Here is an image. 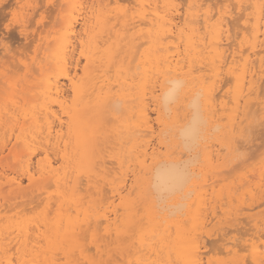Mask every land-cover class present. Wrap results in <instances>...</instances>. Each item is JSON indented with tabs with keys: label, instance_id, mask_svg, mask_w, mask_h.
<instances>
[{
	"label": "bare ground",
	"instance_id": "bare-ground-1",
	"mask_svg": "<svg viewBox=\"0 0 264 264\" xmlns=\"http://www.w3.org/2000/svg\"><path fill=\"white\" fill-rule=\"evenodd\" d=\"M37 1L21 5L23 21L30 9L38 12ZM66 1L60 28L38 39L41 44L52 37L53 48L46 47L50 53L44 51L45 60H38L44 44H37L41 49L36 48L40 51L30 61L22 60L20 88L17 79L8 77V67L0 65L1 79L11 84L9 102L0 104V155L19 144L25 149L21 174L18 169H0V195L6 189L28 191L26 179V187L35 189L44 182L46 188L41 193L45 196L34 194L40 200L36 203L43 204L35 217L27 216L24 208L16 210L20 205L10 209L14 214H3L0 204V264H112L111 251L120 248L128 251L127 264H212L203 250L209 243V223L234 211L237 217L245 208L225 210L222 194H227L228 206L248 201V194L253 198L254 190L264 187V161L255 168L257 181L249 180L247 172L239 175L247 188L238 196L230 186L215 194L209 175L202 176L191 164L203 150L205 164L212 172L218 169L214 156L222 158L211 134L221 130L225 137L220 143L230 141L239 119H246L245 111L248 115L264 110V0H126L124 5L125 0L117 5L112 3L120 0ZM234 9L246 10L244 42L238 48L230 27ZM137 55L141 69L134 72ZM17 90L23 96L31 93V101L18 105ZM112 98L118 99L113 104L120 124L115 120L112 125V118L109 125L120 126L113 141L108 135L111 145L102 147L100 130H114L102 126ZM170 116L182 117V124L176 125L179 142H169L166 135L172 128ZM163 148L167 158H162ZM115 149L128 155L118 156ZM39 154L44 157L37 158ZM135 228L136 242L126 245ZM87 237L95 253L86 247ZM228 239L223 250L238 252L237 242L230 244L237 238ZM252 243L247 244L251 255L262 264L264 251Z\"/></svg>",
	"mask_w": 264,
	"mask_h": 264
},
{
	"label": "rangeland",
	"instance_id": "rangeland-1",
	"mask_svg": "<svg viewBox=\"0 0 264 264\" xmlns=\"http://www.w3.org/2000/svg\"><path fill=\"white\" fill-rule=\"evenodd\" d=\"M19 1L20 0H4V1L0 0V65L5 67V69L8 67V69L10 71V72H8L9 73L8 77L11 78V80H13V81H15L17 79V81H19V88H20L21 87L20 85L22 84V79H23V76L25 73L24 67L20 68L22 66V60L27 59V57H28L27 60L30 61L31 58L35 56L36 52L40 51V50H36V48L41 49L42 44H44L42 46V49H41L42 54H40V52H39L38 60H40V59L45 60L44 55H43L44 51H45V53H50L49 50L53 48L54 43L52 41V37H50L49 39H46L45 42L42 40L43 43L41 42V44H40V41L38 39H39V37H42V36L47 37L48 35H50L49 33L54 31L55 29H58V27L60 28V25H62L63 20H64L63 16L66 12L65 9L67 7V5H66L67 1L66 0H57V1L56 0H40V1L38 0L37 4H38V2H40L38 4L40 9L38 8V12H37V10H36L37 8L34 7L35 8L34 10L30 9L28 12H26L25 13L26 23H25V21L22 20L24 13H23V9L21 8V5L26 0L21 1L18 4ZM122 1L123 0H120L119 2L114 1V4L112 3V5L121 4ZM209 1L212 3H220V4L223 2V0H212V1L209 0ZM37 4L35 2L34 6L37 7L38 6ZM124 4H128V2H126V0H125V2L123 1V3L121 5H124ZM243 9L241 11L238 9H236V11H235V9H234L235 12L233 13L234 14L233 16L235 18L234 17L230 18V20H231L230 22L231 23L234 22L232 24L230 23V25H231L230 27L232 30L231 31L232 32V39L234 40L235 46H237V48L242 44V41L244 40V37H243V35H244L243 33L245 32L244 28L246 29V24H245L246 23L245 22L246 15L244 13V12H246V10H243ZM35 10L37 13L35 12ZM55 10H57V11H55ZM249 10L250 9H248L247 11H249ZM32 11H34V13ZM21 12H22V14H21ZM236 12H237V14H236ZM241 13H244V14H241ZM34 15H35V17H34ZM244 15H245V17H244ZM59 21L62 23H60ZM56 24H59V25H56ZM28 25H29V27H28ZM232 27H234V28H232ZM44 28L47 30V32ZM79 28H80V26H79ZM49 29H50V31L51 30L52 31L49 32L48 31ZM240 29H242V30H240ZM233 32H235V33H233ZM238 33H240V34L237 36ZM235 34H236V37H234ZM44 35H46V36H44ZM34 38H35V40H34ZM49 42H50V44H49ZM37 44H39L41 46L39 47V45H37ZM49 45H51V48ZM47 46L50 49L49 48L46 49ZM44 48H45V50H44ZM7 54H9V55H7ZM139 57H140V55H137V58L134 57L133 60H135V61H133L134 62L133 66H132L133 69L130 67V71L132 69L134 72H138L141 69V67H140L141 58H139ZM3 62H4V64H3ZM8 64H11L12 68ZM42 64H45V63H42ZM84 64H85V60H82L81 66H84ZM131 65H132V62H131ZM2 66L0 67V73H2V71L4 69ZM18 69H20V70H18ZM35 69H38V70H35ZM36 71H37L36 74L40 73L39 67H37V68L34 67V72H36ZM10 90H11V84L8 83L5 79H1V76H0V104H4V103L9 102ZM223 91H225V89ZM261 94H262L261 97H264V86L261 89ZM17 95H18L17 97L19 99L18 105H20V106H22L25 103V101L30 102L31 101L30 99L32 98L31 93L27 94L28 96L27 95L23 96L19 90H17ZM26 97H28L27 100H25ZM116 99L117 98H114V99L112 98V101H111L112 103L110 102L111 105H109L110 109H109V111L107 109V112H105V113H107L106 114L107 117L103 116L104 122H103V120H101L99 122L100 126L102 125L101 122H103L102 126L108 127V126H111V125H109V123H112L115 120H116V122L118 121V115H120V112H119V110L117 111V108H115V107H117L115 105H116V101L118 100V99L117 100ZM114 101H115V105L113 104ZM22 102H23V104H22ZM125 102L126 101L123 102L124 107H125V105H128V104H125ZM247 113L248 112L245 111V114L243 113V116H242V118H246L247 120L244 119V122L243 121L241 122V119H239L240 121L238 123V126L236 127L237 130L235 129L234 133L232 134L234 136V138L231 135L230 141L227 140L228 142L225 141L223 144L220 143V142H223L224 137H225L224 134H222L221 130H219L218 132L215 131L211 134L213 136L211 138V140L213 141V143L217 144V145L215 144V146H214L215 152L218 153L220 155V157L222 158V159H218L217 157L214 156V159H213L214 164L218 166V169H216L215 171L212 172L211 169L205 164L206 161H203L205 159L203 150L200 151L201 154H200L197 162L195 164L192 163L193 165L191 164V167L194 168L196 172H199V171L201 173L203 172L202 176L205 174L209 175V178H210L209 181L211 183H214V188L216 190L215 194L221 192L222 188L230 186L231 188L234 187L233 191H236V195L238 196V194H239V193L237 194L238 191L243 192L247 188V185H245V187L241 186L242 182L240 180L239 175L243 172H247V174L252 176V177L248 176V179L252 180V182H255L258 180L257 173H255V171H257V170H255V168L258 169L259 166L264 161V124H263L264 123V110H258L257 112H254V113L250 112L251 114L246 115ZM153 115L155 116V114H153ZM247 116H249V117L247 118ZM112 118L113 119L116 118V119L113 120ZM180 118L182 119V117L178 118L179 121L176 118H171V116L169 118L170 126H172V128H170L169 131L166 133V135L169 137L168 138L169 142L180 140V138L178 139L179 135H177L179 132L176 131V129H179L178 128L179 125L182 124L181 123L182 120ZM225 121L226 120H223L222 122H225ZM249 121L251 122L252 126H250L251 127L250 129L247 128L246 129L247 132H245L243 129H245L246 127L249 126V123H250ZM116 122L112 123V125L115 124ZM259 122L261 125H259ZM117 123L120 124L119 121ZM245 124H248V125L246 127L245 126L243 127V125H245ZM176 125H178L177 128H176ZM119 126L120 125H118V126L115 125V127L111 126L112 129H114L112 132H111L110 128H109V130H110L109 131L108 128L104 127V129L108 130L106 132L107 134L105 133V131L103 129L100 130L101 132L98 135L101 136V139L99 138V142H102L101 143L102 147L105 146L106 144L108 146L111 145L110 139L112 138L111 139L112 141L115 139L114 132H117V129L119 128ZM102 131H104V132H102ZM249 132H253V133H249ZM246 133H249L250 135L249 134L246 135ZM244 134H245V136H244ZM108 135H110V136L113 135V136H111V138L109 139ZM248 135L252 139L248 138V141H250V140L251 141L249 143H246V145H245V142L247 141ZM242 136H244V138H242ZM7 137H8V135L4 136L5 140L7 139ZM237 137H238V139H237ZM1 138H2V134L0 133V148L2 147V144H3L1 142L2 141ZM107 139H109V140H107ZM244 139H246V141ZM105 140H106V142H104ZM129 145L130 144H127L125 146L128 147ZM239 145H241V146L239 147ZM233 146H235V147H233ZM221 148H223V149H221ZM115 152L119 153L118 156H121L122 154H124L125 156H126V154L128 155L127 152L124 153V150L121 152L120 149H115ZM166 152H167L166 148H163L162 149V158L168 157ZM163 154H165V155L163 156ZM24 155H25V149L20 144L11 153H9V150H7L4 154L0 155V169H2V168H6V169L12 168V169H16V170L18 169L19 171L17 174H21L23 166H22L20 160L24 159L23 158ZM52 156L54 157V159L56 157H58L57 155H55L53 153H52ZM39 157L43 158L44 154H39L37 156V158H39ZM223 157H224V159H223ZM1 158H3V159L1 160ZM18 158H20V159H18ZM37 158H35V160ZM14 166H16V167H14ZM242 168H243V170H242ZM244 168L246 170H244ZM253 168H254V171H253ZM216 172H219V173L222 172V174H218ZM202 176H200V177H202ZM253 177H254V179H253ZM223 178H225V179H223ZM38 184H39V186H38ZM42 184H44V182L43 183L38 182L37 184H35V189L34 188L31 189V187H26L28 185L30 186L29 182L26 179L24 182V189L25 190L28 189V191L26 190L27 191L26 192L23 190V192H20V193L18 192L20 194V197H17V198L15 196L18 193L10 192L8 189L4 188V190L5 189L6 190L5 191L3 190V191L6 194L1 193V195H0V204H3L1 208H2V210L4 209L3 214L11 215V214H14V212L16 210H22L24 208L27 212V216L30 215V216L35 217L36 214H38V212L43 207V204L38 205V203H36L37 201H40L39 198H37V196H39L40 198L45 196L44 194H41L43 191L46 190L45 187L43 188ZM51 186H53V184H51ZM51 186L49 185L48 187L50 188V190L54 191L56 189V187L55 186L51 187ZM253 188L255 189V186ZM254 193H255V196H253V198H250V195L248 194L247 198H246V200H248V201L240 203V201L237 200L234 202V204L232 203L233 206L231 203H230L231 205L228 206L229 203H227V201H228L227 194H224V193H223L224 195L222 194V197L226 196V198L223 197L224 200L222 199V202L224 201L223 203L225 206L223 205V208L225 210H231V208H237L239 205H240L238 207L239 209L242 207H245V208L244 209L242 208V210H239L241 213L238 211L239 214L237 217H235V213H234L235 211H234L233 215H229V214L225 215L224 214L225 216H229V217H224V215H221L220 217L214 218L209 223V226H208L209 234L205 236L206 238L204 237L205 241H207L206 239H208L209 243L207 242L208 246H206L207 248H203V250L206 249V255H207L206 259L209 258L212 264H218V263H223V264L225 263L226 264L229 262H231L230 264H232V263L235 264L234 260H237V259H239V264L240 263L241 264H259L253 259V256L251 255V254H253L252 253V246L250 245L251 246L250 247L248 245L249 248H251V249H249L247 244L252 243V241H253V242H255L254 244L252 243L254 246H259V248H261V250L264 251V218H263L264 217V197H263L264 196V187L262 189L254 190ZM34 194L37 196H34ZM39 194H41V195H39ZM34 197L36 198L35 201H34ZM26 201H27V203H26ZM259 202H261V203H259ZM5 204L7 205L6 208H4ZM25 204H27L28 206ZM257 204L258 205L260 204V205L258 206ZM18 205H20V206L16 210H13V211L10 210L12 207L18 206ZM217 205H219V204H217ZM248 206H252V209H251V207L248 209ZM27 207H28V209H26ZM253 207H254V209H253ZM6 209H7V212H6ZM8 209H9V212H8ZM218 209H217L218 212H222L221 207H218ZM136 228H135V230L132 229L128 233V237L131 238V240L128 241L126 245H130V243L136 242L137 238H135V237L138 236V234H137L138 230ZM219 230H220V232H219ZM228 232H230V233H228ZM235 237L237 239H234ZM259 237H261V239ZM217 238H220V239L216 240ZM228 238L234 239L233 242L230 244L234 245V242L236 241L237 244H235V245L240 246L239 249L236 246L234 248L235 250L236 249L238 250V252L237 251L236 252L238 254H240V256H238V254L236 252H233L234 251L233 249L231 250V252H233V253H230V254L226 253L227 249L223 250V247L226 244L225 240ZM85 240L86 241H84V242L85 243L87 242L88 245H86V244H84V245H86L87 248H88V246H89V248L93 247L94 250L93 251L91 250L92 252L91 251L90 252L95 253L96 249L94 248V245L91 242V239L89 237H87V239H85ZM228 240H230V239H228ZM230 241H232V240H230ZM242 245H244L245 248L244 247L242 248L241 247ZM218 247H220L225 252H222L221 249H219ZM120 249L121 250L115 249V250L111 251V253L113 255L109 256L108 262L112 261L111 262L112 264H118V263L123 264L124 261L126 260V264H127V258H125V256L127 255L128 251H126L124 248H120ZM145 251H143V252L141 251L140 253L144 254ZM116 254L121 258V260L123 259L122 260L123 262L119 260V257L118 258L116 257ZM139 254H137V255H139ZM249 256H250V258H249ZM63 261H65L64 258H63ZM226 261H228V262H226ZM133 262H134L133 264H136V263L139 264V262L137 260H134ZM237 262H238V260H237ZM86 264H88V263H86ZM107 264H110V263H107ZM262 264H264V261Z\"/></svg>",
	"mask_w": 264,
	"mask_h": 264
}]
</instances>
